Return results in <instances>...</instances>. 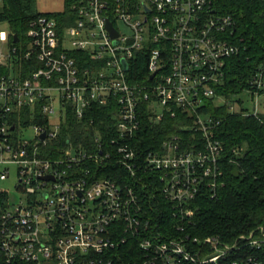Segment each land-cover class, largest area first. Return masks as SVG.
Returning a JSON list of instances; mask_svg holds the SVG:
<instances>
[{"label": "built area", "instance_id": "1", "mask_svg": "<svg viewBox=\"0 0 264 264\" xmlns=\"http://www.w3.org/2000/svg\"><path fill=\"white\" fill-rule=\"evenodd\" d=\"M216 1L73 0L70 25L39 16L23 39L15 41L9 28L0 32V185L13 186H0V264H114V250L134 240L144 264H219L247 247L263 249L262 256L245 253L229 264H264V227L232 245L184 233L202 191L215 198L224 186L214 137L220 121L203 109L241 49L233 18L217 13ZM138 54L148 65L132 80ZM248 93L253 111L229 104L230 112L259 115L264 69ZM95 106L114 109L113 137L105 142L94 129L90 142L59 145L68 118L84 121ZM145 114L153 123L183 115L182 129L202 135L203 146L171 134L156 150L137 151L132 142ZM112 164L125 167L133 183L104 176ZM152 175L173 205L171 230H157L142 202L138 186Z\"/></svg>", "mask_w": 264, "mask_h": 264}, {"label": "trees", "instance_id": "2", "mask_svg": "<svg viewBox=\"0 0 264 264\" xmlns=\"http://www.w3.org/2000/svg\"><path fill=\"white\" fill-rule=\"evenodd\" d=\"M72 3L73 0H65V9L53 14L39 12L36 0H2L0 23L7 24L11 34L23 39L31 22L39 16L52 17L61 27L74 23L75 15L70 10ZM215 8L217 13L233 18V40L241 49L237 56L227 60L225 79L217 87L216 97L208 101L203 109V113L220 121L214 137L222 145L221 180L224 186L218 189L215 198L211 197L210 189L202 191L191 205L196 213L194 221L187 224L184 233L203 241L215 237L223 245H232L242 235L264 227V113L260 111L258 116H243L242 113L229 110V104L244 105L237 96L248 93L253 76L264 69V0H217ZM147 65L148 56L138 54L131 62L129 78L135 80L144 77ZM218 99H224L225 103L218 104ZM110 109L95 106L88 110V117L84 121L70 116L63 124L59 145L66 143L68 138L75 142H90L95 136L94 129L101 132L105 142L109 141L116 133V121L111 118ZM144 116L142 129L132 142L137 151L146 153L156 150L160 142L171 134H181L187 143L201 139L200 145L203 146L202 135H194L182 129L187 125L183 115L178 114L176 118L168 116L162 123L150 122L148 115ZM104 168V176L120 183H133L129 172L122 165L112 164ZM155 177L152 175L149 181L145 177V184H139L138 190L154 227L162 231L171 230L175 224L171 218L173 205L160 195V182ZM153 179V185L146 187ZM172 232L178 233L174 229ZM205 250L211 252L206 246ZM250 252L262 256L263 249L244 248L219 264H229L228 261ZM112 256L114 264H144L147 259L145 251L140 247V240L128 241L115 249Z\"/></svg>", "mask_w": 264, "mask_h": 264}, {"label": "rangeland", "instance_id": "3", "mask_svg": "<svg viewBox=\"0 0 264 264\" xmlns=\"http://www.w3.org/2000/svg\"><path fill=\"white\" fill-rule=\"evenodd\" d=\"M36 5H37V8H38L39 12H42V13H53V14H55V13L62 12L65 9V0H36ZM8 28L9 27L6 24H0V32L1 31H7ZM239 98L243 101V104H244V106L246 108H248L250 111H253V108H254V99L251 97L250 94H248V93H242L239 96H237V99L238 100H239ZM217 102L219 104H223L224 103L222 99H219ZM232 105L238 111V108H239L240 105L238 103H233ZM113 110L114 109H110V111H112V112H113ZM260 111H261V113H264V97H261L260 98ZM182 124H184V123H182ZM30 129H31V127H30ZM30 129H28L26 131V133H25L26 136H30L31 132H33V131H30ZM175 135L182 136L181 134H175ZM93 139H94V136L92 137V139L90 141H92ZM155 179L157 180L156 177H155ZM155 179L152 180V183L148 182V184H147L148 187H150L151 185H153V182H154ZM141 182H142V180H141ZM143 184H145V183H143ZM0 186L3 187V188H7V189L13 191V186L9 182L8 183H4V184L2 183ZM160 188H161V184L159 185V190H160ZM160 195H161V192H160ZM12 196L15 197V198H18L19 197V195L16 194V193H12ZM165 234H168V233H165Z\"/></svg>", "mask_w": 264, "mask_h": 264}, {"label": "water", "instance_id": "4", "mask_svg": "<svg viewBox=\"0 0 264 264\" xmlns=\"http://www.w3.org/2000/svg\"><path fill=\"white\" fill-rule=\"evenodd\" d=\"M108 29L111 31L113 36H117V32L115 31V29L113 28L112 24L110 22H108ZM14 40L17 41L18 40V35H14ZM124 62V66H125V70H128V64L126 61ZM44 137V136H43Z\"/></svg>", "mask_w": 264, "mask_h": 264}]
</instances>
